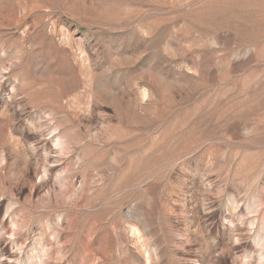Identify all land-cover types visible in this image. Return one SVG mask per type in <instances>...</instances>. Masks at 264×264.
Returning <instances> with one entry per match:
<instances>
[{"label":"rangeland","instance_id":"374dc122","mask_svg":"<svg viewBox=\"0 0 264 264\" xmlns=\"http://www.w3.org/2000/svg\"><path fill=\"white\" fill-rule=\"evenodd\" d=\"M0 264H264V0H0Z\"/></svg>","mask_w":264,"mask_h":264}]
</instances>
